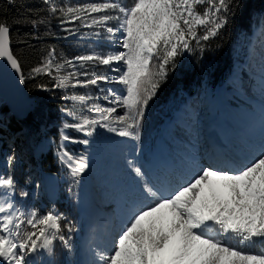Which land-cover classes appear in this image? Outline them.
Instances as JSON below:
<instances>
[{"label": "snow or ice", "instance_id": "1", "mask_svg": "<svg viewBox=\"0 0 264 264\" xmlns=\"http://www.w3.org/2000/svg\"><path fill=\"white\" fill-rule=\"evenodd\" d=\"M4 2L19 6L17 0ZM42 3L48 6L50 16L61 24L80 21L82 27L104 29L113 39L117 31L123 30L120 46L127 51L57 60L53 49L29 75L49 76L58 89L87 87L97 85L98 79L107 80L105 76L97 77L95 66H109V71L118 73L112 82L125 86L122 95L108 90L107 96L113 97L109 104L118 105L124 111L118 112L116 106L87 105L88 100L98 97L71 95L66 98L80 102L89 112L95 111L98 118L65 123L64 128H75L88 136L92 134L89 126L99 125L133 140L138 138L135 129L143 118L144 108L164 82L170 63L174 68L176 57L193 51V42L195 49L202 51L201 42L218 37L238 7L236 0H133L130 7L121 0L76 6H57L54 0H42ZM94 13L103 15L93 16ZM22 20L33 29L46 23L44 19L29 17L18 18L17 23ZM109 21H116L117 27L108 26ZM64 31L75 35L71 29ZM9 35L8 22L0 17V58H7L23 83V70L9 47ZM154 58L158 67L152 72ZM66 67L73 71L62 74ZM89 67L93 68L91 74ZM78 76L88 78L81 80ZM113 123L122 127H114ZM61 139L69 141L71 137L62 132ZM78 143L87 145L89 141L84 139ZM59 159L74 180L88 167L83 157L76 160L67 151ZM14 160V156L8 158L9 169L14 168ZM127 163L137 178H145V173L133 160ZM15 186L12 175L0 176V190H6L0 191V213L4 214L0 216V264H30V255L41 249L51 255L56 239L71 250V237L64 235L63 228L71 233L72 226L65 223L62 227L61 224L67 218L52 211L45 215L35 211L27 215L19 212L11 202ZM143 191L153 198L152 203L129 218L114 238L110 252H96V264H264V251L247 250L256 244L264 248V153L233 172L204 167L167 196L159 195L147 180H144ZM21 195L27 193L21 192ZM22 225L26 227L22 229ZM213 230L216 235H208ZM233 240L237 242L235 245Z\"/></svg>", "mask_w": 264, "mask_h": 264}, {"label": "rangeland", "instance_id": "2", "mask_svg": "<svg viewBox=\"0 0 264 264\" xmlns=\"http://www.w3.org/2000/svg\"><path fill=\"white\" fill-rule=\"evenodd\" d=\"M66 2L76 6L102 2V0H66ZM92 15L100 16L103 13ZM78 22L80 24V21ZM108 26L115 28L117 22L109 21ZM122 31V29L117 31L113 39L108 37L104 29L81 26V30L69 36V39L75 43L72 49H75L77 55L111 54L127 51L120 46L123 39ZM97 32L100 36L96 35ZM259 39L260 44L257 43ZM262 41L264 43V20H260L251 39H241L238 43L237 57L242 61L237 62L240 66L233 81L231 83L226 81L224 86L215 92L199 88V93L193 96L187 94L179 97L173 119L167 124L168 118L163 114V107L149 101L144 108L139 127L135 129L138 133V138L135 140L130 137H120L99 125L89 126L92 134L88 136L75 128H64L65 123L76 124L82 122L84 118H98L95 111L89 112L80 102L66 98L71 95L88 94L94 98L98 97L88 100L87 105L91 106L95 103L101 107L116 106L118 112L124 111L118 105L109 104V100L113 97L107 96L108 90L112 89L116 95H122L125 86L112 82L118 73L109 71L107 65L95 66L97 77H107V80L98 79L97 85L57 88L56 95L64 97V101L67 102L61 108L63 127L60 132L69 135L71 140L61 139L57 142L45 131L44 135L34 137L33 141L31 139L27 141L26 136L20 133L17 137L24 142L22 149L9 135L11 129L6 130L2 127L0 176L14 175V168L9 169L7 166L10 156L15 157V163L19 160L23 165L22 180L19 184L16 183L11 197L15 209L26 215L32 211L37 212L38 215H45L49 211L59 213L67 218L66 221H61L62 227L67 223L73 229L68 233L67 229L63 228L64 235L71 237V250L66 249L63 243L56 239L53 241L51 255L42 249L38 250L37 253L30 255V264H54L53 259L62 255L65 264H96V252H110L114 238L126 226L129 218L152 203L153 198L143 191L144 180H147L159 195L167 196L186 184L204 167L233 172L245 167L264 153ZM56 58L60 60L68 57L56 55ZM76 63L78 66L80 62ZM68 71L73 69L66 67L62 74ZM92 71L93 68L89 67V74ZM246 71L250 72V76ZM251 77L254 79L253 84L248 81ZM78 78L86 80L88 77L78 76ZM18 102L20 103L21 100ZM251 104L259 106L260 110L253 108ZM249 105L252 109L247 108ZM20 107L23 105L20 104ZM16 115L22 114L17 111ZM112 126L122 127L114 123ZM217 132L236 143L234 154L227 158L222 157L225 160L213 158L208 151L206 138L211 134L217 135ZM247 137L257 140L255 147L252 146V152L245 147ZM84 139L89 141L87 145L78 143ZM241 140L245 142L241 143ZM50 150L57 151L60 170L58 175L42 172L40 167V161ZM64 151L76 160L83 157L87 162L88 167L79 179L74 180L69 174V169L60 161L59 157ZM221 154L220 150L219 155ZM129 159L145 173L143 180L137 178L129 168L127 163ZM150 171H152L151 180L147 174ZM21 192L27 195L22 196ZM57 204L62 205L63 211L57 208ZM11 211L12 209H9V212ZM2 215L4 214L0 213V216ZM25 227L26 225H22V229ZM208 235L215 236V230L209 231ZM232 243L235 245L237 242L233 240Z\"/></svg>", "mask_w": 264, "mask_h": 264}, {"label": "trees", "instance_id": "3", "mask_svg": "<svg viewBox=\"0 0 264 264\" xmlns=\"http://www.w3.org/2000/svg\"><path fill=\"white\" fill-rule=\"evenodd\" d=\"M132 2L133 0H122V3L129 7ZM54 3L57 6L71 5L66 0H54ZM236 3L238 7L235 9V14L229 17L228 23L218 37L211 38L208 42L202 41L204 45L202 51L195 49L193 42V51L182 52L176 57L174 68L170 63L168 75L161 87L156 90V94L149 100L163 107V114L168 118L166 124L173 119L179 97L187 94L193 96L199 93V88L215 92L224 86L238 60L242 61L237 57V45L241 39H251L260 20H264V0H236ZM17 5L19 6L7 5L4 0H0V17L8 22L11 31V48L23 70L31 110L24 119H17L0 99V130L2 127L6 130L10 128L9 135L12 140L18 144V147L24 149V142L17 137L20 133L26 136L27 141L28 139L33 141L34 137L44 135L45 131L57 142L61 140L60 131L63 127L61 108L67 102L64 101V97L56 95L58 89L55 88L51 77L45 75L30 77L29 74L50 50L54 49L55 55L67 56L69 59L77 56L75 49H72L75 43L69 39L71 35L64 29H71L77 33L81 30V26L78 21L61 24L58 19L50 16L48 6L44 5L42 0H17ZM22 17L44 19L46 23L33 29L30 23L23 20L17 23V19ZM198 31L202 32L203 29ZM257 43L260 44L261 40L259 39ZM157 67L154 58L151 64L152 72H155ZM246 72L250 76V72ZM253 80L251 77L248 81L253 84ZM247 108L252 109V106L249 105ZM162 131L163 127L161 133ZM0 143H3L2 139ZM56 152L50 150L43 156L40 161L42 172L56 175L60 173ZM22 169V162L18 160L13 175L18 184L23 177ZM57 208L62 210V205L57 204ZM251 250L261 252L264 248L256 244ZM53 263L65 264L64 256L53 259Z\"/></svg>", "mask_w": 264, "mask_h": 264}, {"label": "water", "instance_id": "4", "mask_svg": "<svg viewBox=\"0 0 264 264\" xmlns=\"http://www.w3.org/2000/svg\"><path fill=\"white\" fill-rule=\"evenodd\" d=\"M9 47L12 51L11 31L9 35ZM19 77L20 74L11 67L7 58H0V99L5 102L15 117L21 120L24 119L31 110V103L29 102V94L25 84L20 81ZM18 100H21V102L19 103ZM20 104H22L23 107H20ZM17 111L22 115L17 116Z\"/></svg>", "mask_w": 264, "mask_h": 264}, {"label": "bare ground", "instance_id": "5", "mask_svg": "<svg viewBox=\"0 0 264 264\" xmlns=\"http://www.w3.org/2000/svg\"><path fill=\"white\" fill-rule=\"evenodd\" d=\"M239 66L240 64L238 63L234 66V70H232L233 71L232 75L230 76L229 80H227L229 83L233 81L234 75L236 74L237 70H239L238 69ZM241 141H242L241 143L245 142V140H241ZM256 141L257 140L254 141L253 139H250V137H247L246 138L247 144L245 145L246 149L252 152V146L255 147ZM207 143L209 147L208 151L210 152V155L213 156V158H216L218 160H222V159L225 160V158L229 157V155L234 154V148H235L236 143H234L232 140L229 141L228 138L219 134L218 132H217V135H213V134L209 135L206 138V144ZM220 150L222 151L221 155H219ZM222 157H225V158H222ZM151 173L152 171H150V173H147L150 180L152 179Z\"/></svg>", "mask_w": 264, "mask_h": 264}]
</instances>
